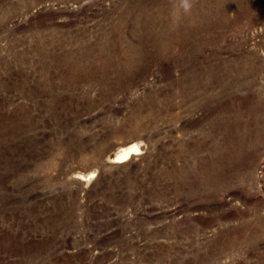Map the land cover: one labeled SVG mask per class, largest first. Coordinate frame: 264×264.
<instances>
[{
  "label": "rangeland",
  "instance_id": "obj_1",
  "mask_svg": "<svg viewBox=\"0 0 264 264\" xmlns=\"http://www.w3.org/2000/svg\"><path fill=\"white\" fill-rule=\"evenodd\" d=\"M0 264H264V0H0Z\"/></svg>",
  "mask_w": 264,
  "mask_h": 264
},
{
  "label": "bare ground",
  "instance_id": "obj_2",
  "mask_svg": "<svg viewBox=\"0 0 264 264\" xmlns=\"http://www.w3.org/2000/svg\"><path fill=\"white\" fill-rule=\"evenodd\" d=\"M139 150V143L132 142L120 147L109 160L112 162H122L130 158L131 155L137 153Z\"/></svg>",
  "mask_w": 264,
  "mask_h": 264
},
{
  "label": "clouds",
  "instance_id": "obj_3",
  "mask_svg": "<svg viewBox=\"0 0 264 264\" xmlns=\"http://www.w3.org/2000/svg\"><path fill=\"white\" fill-rule=\"evenodd\" d=\"M194 4L195 0H179V9L183 15H190Z\"/></svg>",
  "mask_w": 264,
  "mask_h": 264
}]
</instances>
